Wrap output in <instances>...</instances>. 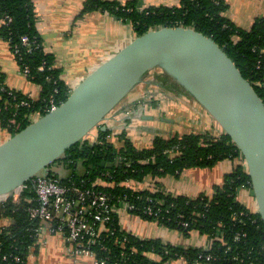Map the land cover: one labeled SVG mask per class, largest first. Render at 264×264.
<instances>
[{
    "label": "trees",
    "instance_id": "1",
    "mask_svg": "<svg viewBox=\"0 0 264 264\" xmlns=\"http://www.w3.org/2000/svg\"><path fill=\"white\" fill-rule=\"evenodd\" d=\"M225 9L221 0H179L177 7L144 10L138 9L136 1L120 4L85 0L82 11L108 13L129 22L137 37L162 27L193 29L223 49L264 103V17L256 19L249 29H240L222 16ZM0 18V37L8 44L20 72L27 69L26 77L40 87L37 99L6 88L0 90V127L11 137L45 115L49 101L55 104L65 101L71 89L53 67L52 55L44 51L35 27L32 0H0ZM24 36L31 50L22 45ZM40 66L43 71H38ZM161 81L171 92L183 91L167 75ZM22 102L26 105H21ZM102 126L96 131L99 141L110 136L109 130L103 131ZM220 132L203 130L175 133L168 138L157 136L150 146L142 149L123 135L120 140L124 144L120 147L86 139L55 162L64 163L77 183L108 195L109 203L120 211L122 204L127 203L133 209L125 212L139 220L154 222L184 238L196 233L211 240L208 249H204L164 243L158 238L142 239L122 228L119 211L109 215L110 220L98 233L97 242L90 247L97 261L105 264H264V224L258 213L239 199L243 189L252 195L250 179L240 152L221 129ZM225 160L234 164L232 171L224 176L221 185L213 188L210 196L173 195L153 182V188L143 190L128 185V182L141 184L149 178L151 181L165 176L178 178L184 170L210 168ZM51 173L62 183L67 181ZM25 186L18 199L10 197L0 205V221L5 223L0 225V264H27L30 255L38 252L40 238L33 232L35 222L29 220L27 213L34 205L31 200L35 194L30 182ZM14 256L19 258L18 262L13 261Z\"/></svg>",
    "mask_w": 264,
    "mask_h": 264
},
{
    "label": "water",
    "instance_id": "2",
    "mask_svg": "<svg viewBox=\"0 0 264 264\" xmlns=\"http://www.w3.org/2000/svg\"><path fill=\"white\" fill-rule=\"evenodd\" d=\"M154 70L179 85L238 149L264 224V103L221 47L182 27L136 37L90 72L56 109L0 144V198L21 193L33 177L102 126Z\"/></svg>",
    "mask_w": 264,
    "mask_h": 264
},
{
    "label": "crops",
    "instance_id": "3",
    "mask_svg": "<svg viewBox=\"0 0 264 264\" xmlns=\"http://www.w3.org/2000/svg\"><path fill=\"white\" fill-rule=\"evenodd\" d=\"M109 1L120 4L136 1L140 10L179 5V0ZM221 1L226 7L222 16L237 28L249 29L256 19L264 17V0ZM32 2L35 27L44 51L52 55L53 67L60 72V79L71 91L96 67L137 37L129 22H122L111 14L99 11L83 12L85 0H32ZM1 24L0 18V26ZM165 77L166 74L162 71L154 70L150 79L145 78L135 90L133 89L132 94L135 95L133 98H129L123 106L116 107L107 116L102 125L109 130L112 145L120 147L124 144V141L120 140L121 135L135 147L142 149L150 146L157 136L168 138L175 133L186 134L203 130L215 134L220 132L213 119L185 92H171L167 89L161 81ZM3 88L19 92L31 99H37L40 94V87L20 72L8 44L0 37V90ZM145 93H148L151 100L147 102L143 100L139 105ZM158 121L164 126H160L157 132L155 127L159 125ZM9 137L10 134L0 127V144ZM53 164L51 166H54ZM233 166L231 161L225 160L210 168L184 170L178 178L165 176L152 182L158 183L161 190L173 195L194 197L203 193L210 196L213 188L222 184L224 176L232 171ZM56 168L58 170L65 168L68 171L62 175L58 174L56 169L54 172L51 170L57 175L65 177L70 174L67 167ZM239 195L242 199L240 201L251 211L256 212L255 201L250 191L243 189ZM119 215L122 228L142 239L158 238L164 243L205 249L211 244L208 238L196 233L190 238H184L180 233L156 224L135 223V226H130L128 221L132 220L133 216L122 210ZM3 224L4 221H0V225ZM27 264H93V261L87 257L70 255L61 237L47 235L40 238L38 252L30 255Z\"/></svg>",
    "mask_w": 264,
    "mask_h": 264
},
{
    "label": "built area",
    "instance_id": "4",
    "mask_svg": "<svg viewBox=\"0 0 264 264\" xmlns=\"http://www.w3.org/2000/svg\"><path fill=\"white\" fill-rule=\"evenodd\" d=\"M21 43L31 50L27 37H22ZM16 52L15 47L14 53ZM43 70V66L38 68V71ZM22 74L26 76L28 70L25 69ZM61 103L55 104L54 101H49L46 112L53 111ZM21 105H26V103L22 102ZM92 134L95 135V132ZM95 136L90 139L92 142L102 144L110 142L111 135L104 141H99L97 135ZM59 165L66 167L62 162ZM48 168L33 177L30 182L35 197L31 200L34 205L27 209V213L29 220L35 222L33 232L39 238L47 235L61 237L65 241L70 255L90 258L93 264H105L94 258L90 247L97 242L98 233L104 230L105 223L110 220L109 215L120 210L109 203L110 198L105 193L82 186L73 180L70 174L64 177L67 178V181L62 183L59 178L52 175L51 169ZM128 185L137 190L153 188L150 178L141 184L128 182ZM21 193L15 194L12 198L18 199ZM7 199L0 198V205ZM131 209L133 207L127 203L121 206L122 211L128 212ZM5 259L3 258V260ZM13 261L18 262L19 258L14 256Z\"/></svg>",
    "mask_w": 264,
    "mask_h": 264
},
{
    "label": "rangeland",
    "instance_id": "5",
    "mask_svg": "<svg viewBox=\"0 0 264 264\" xmlns=\"http://www.w3.org/2000/svg\"><path fill=\"white\" fill-rule=\"evenodd\" d=\"M153 74V71L152 72H150L148 75H147V77L146 78H148V79H150V77H151V75ZM135 90V89H134ZM133 90V91H134ZM133 91L132 92H130V95L128 96V98H126V99H124L119 105H121V106H123L124 104H125V102L129 99V98H133L135 95H133L132 93H133ZM132 94V95H131ZM143 97L140 99V102H139V105H141L142 103H143V100H146L145 102H147V101H150L151 100V98H150V96H148V93L146 94H144V95H142ZM118 105V106H119ZM117 106V107H118ZM157 123V122H156ZM158 123H159V125H157L156 127H155V129H156V131L158 132V129H160V126L162 127V126H164V124L162 123V122H159L158 121ZM155 126V125H154ZM98 129V128H97ZM97 129H95V130H93L92 131V133H94L95 132V135H97L96 134V131H97ZM92 133H90L89 135H88V137L86 138V139H92L95 135L94 134H92ZM94 135V136H93ZM243 164H244V162H243ZM52 165V164H51ZM50 165V166H51ZM54 166H51L52 168H51V170L54 172V170L56 169V170H58L56 167H58V166H60L59 165V163H54L53 164ZM81 168H80V165L78 166V171L79 172H81ZM68 171L65 169V168H62V170H58V174H65V173H67ZM60 176V175H59ZM239 199L240 200H242L241 199V197H240V195H239ZM246 202V201H245ZM247 203V202H246ZM248 204V203H247ZM249 205V204H248ZM132 218V220H129L128 221V224L130 225V226H135L136 224H138V223H140L141 225L142 224H154V222H149V221H143V220H139L138 218V220H136L135 218H133V217H131ZM136 223V224H135Z\"/></svg>",
    "mask_w": 264,
    "mask_h": 264
}]
</instances>
